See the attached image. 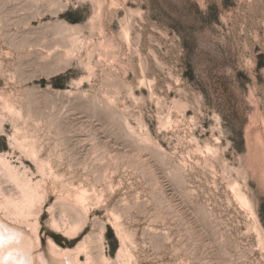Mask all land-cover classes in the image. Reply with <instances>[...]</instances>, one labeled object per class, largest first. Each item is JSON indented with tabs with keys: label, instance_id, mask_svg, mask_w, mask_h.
Masks as SVG:
<instances>
[{
	"label": "rangeland",
	"instance_id": "374dc122",
	"mask_svg": "<svg viewBox=\"0 0 264 264\" xmlns=\"http://www.w3.org/2000/svg\"><path fill=\"white\" fill-rule=\"evenodd\" d=\"M262 144L264 0H0V198L38 188L48 264H264Z\"/></svg>",
	"mask_w": 264,
	"mask_h": 264
},
{
	"label": "bare ground",
	"instance_id": "6f19581e",
	"mask_svg": "<svg viewBox=\"0 0 264 264\" xmlns=\"http://www.w3.org/2000/svg\"><path fill=\"white\" fill-rule=\"evenodd\" d=\"M99 5L98 10H101L102 4ZM123 34L125 37L128 36V28H123ZM10 110L14 113L16 112L15 108ZM19 112L17 111L18 114H20ZM18 138L17 136L13 137L15 144L23 151L29 153L30 156L39 160V150L35 141L29 140L26 135ZM39 168L44 171L46 164L40 163ZM0 172L10 181L20 179L17 172L11 169V164L4 156H0ZM261 173L264 177V170ZM236 193L244 204L250 202L245 193L240 190ZM40 195L36 186L24 183L19 186L16 193L6 195L3 199L0 198V264H48L46 256L39 249V224L36 211ZM86 200V194L82 191L79 195V203L82 205ZM50 250L55 258L63 262V264H80L79 258L74 252L59 248L52 240L50 242Z\"/></svg>",
	"mask_w": 264,
	"mask_h": 264
}]
</instances>
